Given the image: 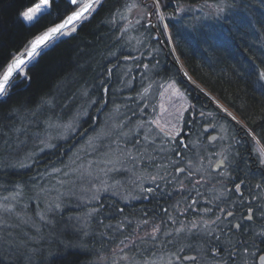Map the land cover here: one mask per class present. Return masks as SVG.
<instances>
[{
	"label": "trees",
	"instance_id": "1",
	"mask_svg": "<svg viewBox=\"0 0 264 264\" xmlns=\"http://www.w3.org/2000/svg\"><path fill=\"white\" fill-rule=\"evenodd\" d=\"M38 1L0 0V75L10 59L20 55L30 41L77 8L69 0H53L50 9L39 15L33 24H26L20 13ZM134 4L140 7H133ZM152 4L154 0H103L96 12L79 22L74 34L51 43L40 52L26 68L28 78L17 76L13 80L8 88V96L0 98V169L6 167V173L0 174V189L8 184V179H19L17 184L27 187L23 197H31L29 195L34 189L32 178L48 177L50 166L62 167L72 160L78 151L75 147L80 142V136L98 133L104 124L108 125L104 119L116 110H124V119L118 122L122 124L126 121L124 130L137 126L141 119L137 99L133 95L139 94L141 87L148 82L173 80L192 98L198 99L195 97V86L189 83L182 68L170 64L169 59H173L175 54L189 75L233 110L264 145V119H261L264 117V81L258 78V70L264 69V0H160L159 6L171 41L159 14L156 28L161 39H156L154 28L147 25L145 6L148 11ZM178 6L183 11H177ZM208 8L211 11L205 12ZM221 8L224 11L217 14ZM207 13L210 15L207 16ZM126 56L134 59H126ZM186 116L190 118L189 113ZM229 122L226 120L231 131L233 127L230 125L234 123ZM191 123L199 128L197 121ZM75 127L79 130L75 139H69L45 157L48 161L49 157L55 155L57 161L22 160L13 154L16 149L26 147L25 139L35 142L33 134H50L57 139L60 133H69ZM109 129L111 131L112 128ZM199 131L190 137L196 136ZM237 132L235 130L233 134L237 135ZM244 139L236 146L238 162H229L228 169H225L229 173L225 180L233 187L235 183L245 181L241 187L242 194L226 193L228 197L224 200V193L216 197L209 192L210 185L205 186L202 181V184H196L199 190L194 194L196 203L188 209L186 218L198 217L207 221L214 215V220L220 215L222 207H243L247 198L260 196L258 190L264 189V177L260 176V170L255 169L257 164H253L248 153L253 142L251 136L246 133ZM100 144H104V141ZM35 145L26 152L34 155L39 149ZM182 145L181 142L176 143L173 151L161 157L183 164L185 160L195 162L205 155V147L189 143L184 148ZM20 164L26 166L20 167ZM175 165H172L170 172L175 171ZM29 182L31 186L26 185ZM257 184L261 187L257 188ZM187 192L180 200L191 203L193 197ZM160 193V189L156 188L151 193L153 200L142 199L129 204L105 195L101 201L108 205L106 212L109 214L104 220L92 216L91 226L78 222V227L73 223L77 219L70 218L71 213L82 215L88 206L76 212L73 209L75 203H65L64 206L74 212L62 213L68 220L59 217L60 213L56 216L59 225L65 224L67 230L61 232V227L55 226L46 231L49 238L57 242L46 244L50 252L47 258L36 255L39 263L90 264L93 257L99 255V250L105 251V245L110 247L112 243L130 237L126 218L132 214L135 222L148 218L163 220L166 224L169 216L175 213L171 207L175 202L168 203L171 197L164 195L166 203H163L159 198L161 195H157ZM192 207H196L197 211L194 212ZM206 208L211 211L205 213L203 210ZM18 211L23 212L21 209ZM121 222L124 228L122 226V231H119L116 225ZM185 235L183 238L189 240L191 234ZM181 245H187V249L195 253L203 251L205 254L208 249L207 236L198 234L193 243ZM0 264L25 262L0 256Z\"/></svg>",
	"mask_w": 264,
	"mask_h": 264
},
{
	"label": "rangeland",
	"instance_id": "2",
	"mask_svg": "<svg viewBox=\"0 0 264 264\" xmlns=\"http://www.w3.org/2000/svg\"><path fill=\"white\" fill-rule=\"evenodd\" d=\"M153 5L154 4H152L148 10L149 12H153V15L147 17V24L150 23L152 25L153 23V26L155 27V25L157 26L158 24L157 15L159 14L160 16L162 12L161 7L154 9ZM39 15L40 14H38V16ZM36 19L32 21L24 20L28 23H33ZM77 24H79V22L73 27L67 29L66 32H73L72 29L76 28ZM50 44H48V46ZM173 53L175 54V51H173ZM175 58L180 60L179 56L176 54ZM182 70L187 72L184 68H182ZM24 71L25 68L22 73H24ZM189 83L196 88L195 97H198L196 100L191 97L189 92L181 89V87L173 80L159 81L147 86L141 93V99L139 100V102L142 101L144 103L143 106L138 105V116L141 121L139 120L137 126L130 130H124V127L122 128V126H124L126 121H123L122 124L118 123L121 119L116 110L115 113L111 114L106 119L108 127L112 128L108 135L103 134V132H101L100 135H97L93 140L94 144L81 149L83 151L79 154L76 153L73 159L69 160V162H71L70 165H62V167H59L58 172L56 171L57 173L54 175L55 177L53 179L43 176L42 179L45 181L42 184L32 185L34 188L33 192H47L50 196L53 195L55 199H59L57 201L70 204L73 201L74 196H72L73 194H69L67 187L71 189V191L74 190V192H79L80 190L87 191L83 190V186H88L87 188L92 190L90 191L92 192V195L96 196L95 193H97L94 201L92 200L88 203L90 205H98L100 201L99 197L102 198L104 195H111L121 198L126 203H131L132 201L134 202L142 199L147 200L146 195L151 192H148L144 186H158L157 182L160 178H162L161 181H159L160 186L167 182L168 184H172L175 181L177 183H187L190 181L191 185L187 187V193L189 196L193 197L191 203H186L184 200H180L184 198L183 193L179 196H175V204L171 206L172 211L175 213H173L172 216H169L168 221H166L167 223L165 224L163 220H149L147 218L145 220H147L148 223L143 224L142 221L144 220H140L137 230H135V233L130 236L129 243L131 244L134 241H142L141 245L138 247L141 248L143 246V248L146 249L147 240L155 241L170 237L172 239L169 241H171L172 244L170 242L169 244L173 245V242L176 241V239L185 236V233L189 234V231H187V224L190 223L189 221H194L198 218L188 219L185 217L189 214L188 209L193 205V201H195L196 195L194 196V194H197L199 191L196 184H202L203 181L205 186L210 185L211 190L209 192L211 194L216 195V197L222 195L224 191L227 190V186L230 185V183L225 180L229 177V173L225 171V169H228L227 164L229 162H238L239 155H235L237 152L236 146L241 139L245 138L244 140H246V132L247 130H250L243 121L236 119V121H239V125L237 123V127L234 125L235 123L230 125L233 129L238 131L235 136L233 134L235 133V130L233 131V129H231L230 131L228 126L225 125L226 123L217 120V117L219 116L223 120L225 119L229 122L230 120H233L232 116L236 115L230 112L231 116H229L220 106V103L222 105L224 104L220 100H218L220 103H218L217 100H214V96L210 93L208 94L206 89L191 76ZM172 85H174L175 89H178L179 93L182 95H178L173 87H171ZM148 102L157 103V106L153 104V106L149 107V112H145L144 109ZM200 104H203V106H207L208 109H210L209 112H205V116L201 115V113H204L203 110H198L201 108ZM188 113L190 114L189 119L186 116ZM142 114H144V117H142ZM216 115L218 116L216 117ZM187 119V122H194L196 120L198 124L206 121V126L214 127L216 132L213 131L211 134H208L205 132V126H199L200 131L199 128L198 131L200 133L195 136L194 142L196 147H205V155L198 157L195 162L185 160L183 164H179L178 160L173 161L172 159L171 161H167L168 157L161 156L173 151L177 142L184 143L183 135L185 133L183 131V125ZM154 121H159L162 126L167 124V130H172L173 126H175L180 132L175 138L177 142H173L171 137L164 135ZM213 134L218 135L214 141L210 140ZM187 135L190 136L189 134ZM98 140H101V142L102 140H105L104 144L99 145L100 142H98ZM252 143H250L251 146L248 151V153H250V159L253 164H257L255 169L262 172L264 170V164L260 163V160L264 159V157H261L258 152V148L261 144L256 140H253ZM97 155L101 156L94 159ZM225 156L228 157L227 160H224ZM233 156H235V158H233ZM87 160L102 163L100 167L96 165L94 167L95 169L89 172L82 168ZM222 160H224L225 167H220L218 170H215L217 163ZM174 164H177L176 167L185 165L192 176H189V173L187 172L180 173L179 170L178 175L172 176L170 171ZM162 175L164 176L162 177ZM118 176H124L125 178ZM201 176L203 179H199ZM116 177L119 182L115 180ZM153 177H155V180H153ZM26 185L31 186V182ZM25 188L26 187L20 185L19 191L22 193ZM164 188L162 192L164 191ZM18 202L22 203V200L19 198ZM203 202H205V200H203ZM0 203L11 205L8 201ZM55 205L56 201L52 202L50 207L44 209L43 216L48 214V210ZM13 206V211L7 212L4 215L3 211L0 210V219L6 221V224H0V230L11 232L15 240L25 241L26 243L23 246H18L17 244H0V256L5 258H16L24 261L25 264H40L38 260L39 257L36 255L47 258L50 255V252L46 248V244L53 245V243L57 242L50 239L46 232L50 231L51 228L56 225L53 224L51 219L45 217L42 220L44 223L42 224L41 222L42 225L39 226V224H35L34 221L28 219L27 216L18 211L22 205L15 204ZM22 208L24 209V207ZM36 208L37 204L26 207L30 212H35ZM175 215H178L179 218ZM202 220L203 219L201 218L196 221L198 222ZM79 222L81 225L85 223L83 219H79ZM154 226H159L160 228V231L156 233L155 236L151 235ZM181 228H184L185 230L177 231ZM119 231H122V226H120ZM30 237L33 239H29ZM129 243L123 241V243L120 242L119 244L110 247L107 251L105 250L102 252L99 250V255L94 256L90 264H169L170 261L171 264H192L185 263L182 258L192 253L181 256L180 253L182 251H180V248L174 251H169V249L167 250L162 246L156 248L157 250L154 249L155 253L151 256L145 257L140 255L141 252H133V249L129 247ZM181 247H183V245H181ZM152 250L153 249H151V251ZM135 252H138V254ZM125 256L128 257L127 260L123 258ZM176 256H180L181 260H175Z\"/></svg>",
	"mask_w": 264,
	"mask_h": 264
},
{
	"label": "bare ground",
	"instance_id": "3",
	"mask_svg": "<svg viewBox=\"0 0 264 264\" xmlns=\"http://www.w3.org/2000/svg\"><path fill=\"white\" fill-rule=\"evenodd\" d=\"M40 2V0L37 2V3H39ZM69 2L71 3V0H69ZM160 7V6H159ZM75 10H78L77 8L75 9ZM74 10V11H75ZM211 11V9H207V10H205V12H210ZM161 12H162V10H161ZM71 14V13H70ZM69 14V15H70ZM41 15V14H40ZM85 15H88L87 13L85 14ZM161 15H163L164 16V14H163V12H162V14ZM210 15V13H207V16H209ZM68 16V15H67ZM66 16V17H67ZM22 17V20L26 23V24H33V23H28V22H26L25 20H24V18H23V16H21ZM66 17L64 18V19H66ZM147 17H150V16H147ZM63 19V20H64ZM63 20L62 21H60L59 23H62L63 22ZM163 22H164V25L166 24V22H165V17H164V20H163ZM76 23H78V21H74V22H72L69 26H68V28L67 29H69V28H71V27H73ZM58 24V23H57ZM147 25H150V26H152L153 28H154V31H155V38L156 39H161V36L159 35V33H158V30H157V28H156V25H155V27L153 26V23H152V25L149 23V24H147ZM167 25V24H166ZM55 26V25H54ZM53 26V27H54ZM77 27H78V24H77V26H76V28L75 29H77ZM67 29H65L64 31H66ZM165 30H166V33H167V37H168V39L171 41V38H170V32H169V29H168V27H165ZM76 31H73V32H71V34L70 35H72V34H74ZM157 33H158V35H157ZM70 35H67V36H61V37H58V38H56V39H54V40H51V41H49L48 42V44H50V43H54V42H57L59 39H61V38H64V37H68V36H70ZM158 36H160V37H158ZM162 41V40H161ZM30 47V44H29V46L20 54V55H22L28 48ZM45 49H47V48H43L42 47V49L40 50V52H42V51H44ZM17 56H19V55H17ZM17 56H14L13 58H11L10 59V61L7 63V65L9 64V63H11L12 62V60L15 58V57H17ZM37 58V57H36ZM35 58V59H36ZM126 59H134L133 57H130V56H126L125 57ZM174 58H175V55H174ZM169 59V62H170V64H172V66H176V67H180V69L181 68H184L185 69V67H184V65H183V63L182 62H180L181 60H178V59ZM34 61V60H33ZM33 61H31L30 63H28L27 64V66L26 67H24L25 68V71H24V73H26V68L33 62ZM6 68H7V66H6ZM6 68L4 69V71L6 70ZM23 68V69H24ZM3 71V72H4ZM24 73H21L19 76H22V77H24ZM3 74V73H2ZM1 74V75H2ZM140 75H142V73H140ZM17 76L14 74V77L11 79V81H10V84L7 86V88H9V86L12 84V82H13V80L16 78ZM162 80V79H161ZM161 80H159V81H161ZM159 81H151V82H148L147 84H145L144 86H142L141 87V89H140V93L139 94H134L133 96H135L136 97V99H137V102H138V105H140V106H143V103L144 102H139V100L141 99V93L143 92V90L147 87V86H149V85H151V84H155L156 82H159ZM143 83V82H142ZM141 83V84H142ZM207 91V93L209 94H211L212 96H214L213 98H214V100H219V99H217V97L215 96V95H213L211 92H209L208 90H206ZM1 98V97H0ZM218 103H220L219 101H218ZM153 104L155 105V106H157V103H154V102H148V104L146 105V108L144 109V111L145 112H149V107L150 106H153ZM225 105V104H224ZM224 105H222L221 103H220V106L222 107V109L225 111V109L227 110V111H225L226 113H234L235 114V112L233 111V110H231L229 107H227L226 105L224 106ZM202 108V109H201ZM201 108H199L198 110L199 111H202L203 110V116H205L206 114H205V112H209L210 111V109H208V107L207 106H203V107H201ZM122 111L124 112V110H122V109H119V110H117L116 112L119 114V117H120V119L121 120H123L124 119V116H123V113H122ZM115 113V112H114ZM210 113H214V112H210ZM146 115V114H145ZM236 115V114H235ZM147 116V115H146ZM218 115H216V117H217ZM142 117H144V114H142ZM236 117V119L237 120H239V121H242L237 115L235 116ZM217 120H219V121H221L222 123H226L225 121V119L223 120L221 117H217ZM104 121L106 122L107 120L106 119H104ZM196 121V120H195ZM231 121H233V123H235V125H236V123H237V121L236 120H231ZM236 121V122H235ZM206 121H203L201 124H199V126L201 125V126H206V124L207 123H205ZM187 123V124H186ZM186 123H184V125H183V131H184V143L182 142V144H187V145H189V143L191 144V145H193V144H195V142H194V138H195V136H192V137H190L191 136V134H194V133H196L197 132V130H198V127H195L196 126V124H194V123H191V122H186ZM238 125H239V123H237ZM195 125V126H194ZM226 126H228V124L226 123L225 124ZM190 126V127H189ZM124 126H122V128H123ZM236 127H237V125H236ZM60 128H62V125L61 126H59V129ZM108 125L107 124H104V126L103 127H101V130L98 132V133H96V134H93V135H90V133L89 134H86V135H81L80 136V142H79V144H77V146L75 147V148H78V151H77V154H79L81 151H83V150H81V149H83V148H85L86 146H89V145H93L94 144V139H95V137H97V135H100V133L101 132H103V134H105V135H108L111 131H110V129L108 130ZM241 128V127H240ZM194 129V130H193ZM200 129V128H199ZM241 129H243V128H241ZM128 130H130V129H128ZM78 131L79 130H77V128L75 127V129H73V131H71V132H69V133H65V132H63V133H60V135H58L56 138L57 139H55L54 138V136L53 135H50V134H44V135H41V136H38V135H35V134H33L34 136V138H35V142H33L32 140H29V139H25L23 142L26 144V147H20V148H18V149H16L14 152H13V154H14V156H19L20 157V159H22V160H25V159H30V161H35V160H42V161H45V162H47V163H49L50 161H52V160H56L57 161V159L55 158L56 156L54 155V156H51V157H49V159H48V161H46V159H45V157H46V155H48V154H50L53 150H55V149H57V148H59V147H61L62 146V144L63 143H67V141H69V139L72 141L73 139H75L74 137H75V135H76V133H78ZM216 132L215 131V128L214 127H212L209 131H207V130H205V132L206 133H208V134H211L212 132ZM105 132V133H104ZM247 133V132H246ZM253 133V132H252ZM187 134H189L190 136H188ZM255 135V134H254ZM63 136V137H62ZM62 138V139H61ZM64 138H66V139H64ZM187 138H188V140H187ZM251 138H253V136H251ZM253 140H256V141H258L259 143L261 142L260 140H259V138L255 135V139L253 138ZM55 141V142H54ZM103 141H105V140H103ZM98 142H101V140L99 141L98 140ZM34 143H36V145H35V147L37 146L39 149H38V151L34 154V155H32V154H30V153H28V152H26V151H28L30 148H32L33 147V144ZM261 144V143H260ZM99 145H100V143H99ZM262 145V144H261ZM60 155V154H59ZM85 155V154H84ZM99 156H101V155H97V156H95V158L94 159H96V158H98ZM55 161V162H56ZM93 161V160H92ZM92 161H89V160H87L85 163H84V165L82 166V168L84 169V170H88L89 172L91 171V170H94L95 168V166L96 165H98L99 167H100V165H101V163L102 162H92ZM70 163L71 162H66L65 164H66V166L67 165H70ZM64 164V165H65ZM72 165H74V164H72ZM217 167H218V165H217ZM4 168H6V167H4ZM4 168L2 167L1 169H0V174H5L6 172L4 171ZM175 171L174 172H171L172 174V176H176V175H178V169H180V168H184L185 169V171H183V172H187V173H189L188 172V169L186 168V166L185 165H181V166H179V167H176V165H175ZM58 169H59V167H55V168H51V166L49 167V174L50 175H48V177H50V179H53L55 176V174L58 172ZM47 170V171H48ZM57 171V172H56ZM86 172V171H85ZM183 172H180V173H183ZM195 175V174H194ZM38 176V175H37ZM164 175H162V177H163ZM189 176H192V174L191 175H189ZM260 176H263L264 177V170L261 172V174H260ZM6 178H7V175L5 176ZM45 177V176H44ZM118 177H123V178H125L124 176H118ZM126 178H127V175H126ZM192 178V177H191ZM161 179L162 178H160L159 179V181H161ZM190 179V178H189ZM199 179H203V177L201 176ZM116 181L118 180V178L116 177V179H115ZM45 180H43L42 178H38V177H33L32 178V182L34 183V184H42L43 182H44ZM159 181L157 182L158 183V186L157 185H155V186H148V185H145L144 187H146L145 189L147 190V189H149V188H152L153 190H155L156 188H159L160 189V191L162 192V190H163V188H164V191L162 192V193H160V194H157V195H161V197L159 196V198H161V201H163V203H164V195H166V196H169V198L171 197V199H170V202L168 201V203H171V202H174V198H175V196H179V195H181V193H184V192H186L187 190H188V188L187 187H189L190 185H191V183H190V181H188L187 183H177L176 181L175 182H173L172 184H168V182L165 184V183H163V185H161L160 186V184H159ZM187 181V180H186ZM263 181H264V179H263ZM17 182H19V179H15V180H13V179H8L7 180V183L8 184H6V186L5 187H3L2 189H0V202H6V201H8V203H10L11 205H15V204H19L20 206L22 205V207H24V209L22 208V207H20V209L24 212V210H25V212L23 213V212H20V213H23V215H25V216H27V218L28 219H30V220H32V221H34V223L35 224H39V226H41L44 222H42V220L43 219H41V215L43 214V210L44 209H46L47 207H50L51 206V203L52 202H55L56 201V204H59L60 205V207L59 208H56L55 206L53 207V208H50V210H48V214H46V215H44V217H46V218H48V219H51L52 221H53V224L54 225H56V227H58V226H60L61 228H60V230L59 231H61V232H63V231H66L67 230V228H66V226H64V225H59V223H58V219H57V216H56V214H58V213H60L61 215H59V217H64V218H66V216L64 215V214H67V213H69V212H74V211H72V210H70V209H68V208H66L65 206H64V202H59V201H57V200H59V199H55L54 198V196L53 195H49V193H47V192H42V193H36L35 191L33 192V190H32V192H31V194L29 195V196H31V197H28V199H27V197H23V192L21 193L20 191H19V187L18 186H20V184H17ZM117 182H119V181H117ZM184 182V181H183ZM10 183H13V185L12 184H10ZM84 188H83V190H87V191H79V192H74V190H72L71 191V189H69L68 187H67V190L69 191V194L71 195V194H73L72 196H74V199H73V203H75V207L73 208V209H75V211L76 212H78L80 209H82L84 206H88V210L86 211V212H84L82 215H79V214H76V213H71L70 214V218L71 219H77L75 222H73V223H75V224H77V226L79 227V219H83L84 220V222L85 223H83V225L85 224V226H91L92 225V219H91V217L92 216H94V217H96V216H99V219H102V220H104L105 219V216L107 215V214H109L108 212H106L107 211V208H108V205H106V204H104L101 200H102V198H100L99 197V199H100V201H99V203H101L102 205H97V204H88L89 202H91L92 200L94 201V198L97 196V193H95V195L96 196H94V195H92V192H90V191H92L91 189L89 190V188H87V187H85V186H83ZM187 188V189H186ZM27 189V187L25 188V190ZM73 192V193H72ZM152 193V192H151ZM151 193H148L146 196H147V201H149V200H153V196H152V194ZM156 194V193H155ZM94 196V197H93ZM105 196V195H104ZM163 197V198H162ZM5 198H7V199H5ZM19 198L22 200V203H20V202H18V200H19ZM119 200H120V202L121 203H126V202H124L121 198H118ZM12 200V201H11ZM31 201V202H30ZM138 201H141V200H138ZM28 202H30L29 204H28ZM133 202V201H132ZM137 202V201H136ZM165 203H166V201H165ZM34 204H37V208H36V211L35 212H29V210L28 209H26V207L27 206H29V205H34ZM126 204H129V203H126ZM94 210H96V211H94ZM62 213H64V214H62ZM4 214H6V212H3V215ZM24 216V217H25ZM67 219V218H66ZM127 224H126V228H127V230H128V232H129V236H131V234L133 235V233H135V230H137V226H138V221H134L133 219H134V215L132 214V215H129L127 218ZM68 220V219H67ZM41 222H42V224H41ZM79 222V223H78ZM105 222H107L106 220H105ZM81 224V223H80ZM120 226H123V222H121L120 224H118V225H116V227H119L120 228ZM123 228H124V226H123ZM41 230H42V227H41ZM172 238H170V237H166V238H163V239H160V240H155V241H150V244H149V246L147 245V248L145 249V248H143V247H141V248H139L138 246H140L141 245V242L142 241H134V242H132L131 244L129 243V241H130V237H126V238H124L123 240H120L118 243H112V246H110V247H113V246H115V245H117V244H119L121 241H125V243L126 242H128L130 245H129V247L130 248H132L133 249V252L134 251H138V252H141L140 253V255L141 256H145V257H148V256H151L153 253H155V250L154 249H156V248H160V247H165V249H169V251H174V250H177V249H179L180 248V251H181V249H183V250H185L186 248H187V245H185V246H183V247H181V244H183V243H185V242H190L188 239H186V238H179V239H176V241H174L173 243V245H170L169 244V242L172 244V242L171 241H169V240H171ZM168 241V242H167ZM191 243H193V242H191ZM109 244V243H108ZM105 248H104V250H109L110 249V247L108 246H104ZM177 247V248H176ZM0 248H1V245H0ZM132 249H131V251H132ZM151 249H153L152 251H151ZM157 250V249H156ZM138 252H135L136 254H138ZM192 254H194V253H192ZM189 255H191V254H189ZM194 255H196V254H194ZM197 256V255H196ZM183 258V257H182ZM195 261H197V259L195 260ZM185 262V261H184ZM192 262H194V261H191V262H185V263H192ZM207 264V263H206Z\"/></svg>",
	"mask_w": 264,
	"mask_h": 264
},
{
	"label": "snow or ice",
	"instance_id": "4",
	"mask_svg": "<svg viewBox=\"0 0 264 264\" xmlns=\"http://www.w3.org/2000/svg\"><path fill=\"white\" fill-rule=\"evenodd\" d=\"M34 2V0H33ZM71 4L77 6L78 10L72 11L70 15L66 17V19L63 20L62 23L56 24L54 27H49L47 31H45L42 35L37 36L34 40L30 41V47L22 54L17 57H15L11 63L7 65L6 70L3 72L2 75H0V97H7L8 96V88L7 86L10 84L11 79L14 77V74L16 76H19L23 72V68L27 66L28 63L35 60L37 56L40 55V50L43 48H47L48 42L51 40H54L58 38L59 36L64 35H70L71 33L64 31L68 28V26L74 22H83L84 20H87L89 16L92 15V13L96 12L99 7L102 6L103 0H71ZM160 5V0H154V9H158ZM53 6V0H40L39 3H34V6H29L26 8L25 11L21 12L20 14L23 16V18L27 21H32L37 18L38 14L45 13L48 9H50ZM133 7H140L139 4H134ZM177 11H183V9L177 7ZM224 9H219L217 14L220 12H223ZM88 15H85V14ZM153 12L147 11V6H145V16H152ZM159 19L161 21L164 20V16L160 15ZM165 27L167 25L165 24ZM72 31H76L75 28L72 29ZM147 67V65H145ZM24 78H28L27 74L24 73ZM258 78L260 81H264V69L258 70ZM174 91L178 95H182L179 93L178 89H175V86L172 85ZM107 91V89H105ZM225 111H227L225 109ZM203 115V113H201ZM229 116H231V113H228ZM233 120H236L235 116H232ZM261 119H264V117H261ZM157 127L160 128L161 132L164 133V135L169 136L172 138L173 142H177L175 140L176 136L180 134L179 130L173 126L172 130H167V124L160 125L159 121H154ZM239 123V121H237ZM247 134L250 136H253L255 139L254 133L251 132V130H247ZM179 143V142H177ZM182 147L187 148V144H183ZM258 152L261 157H264V145H261L258 148ZM235 155H238L235 154ZM228 157L225 156L224 160H227ZM224 160L220 161L221 164L224 163ZM260 163L264 164V159L260 160ZM20 167H25V164H20ZM179 171L183 172L184 169H178ZM191 175V173H189ZM153 180H155V177H153ZM245 184L244 180H241L239 183H235L234 187L237 192L241 191L242 185ZM257 188H260L261 185L257 184ZM148 192H152L153 189L149 188L147 189ZM7 199V198H5ZM253 199H264V197H254ZM243 203V201H240ZM196 201H193V204H195ZM56 208H59L60 205L56 204ZM14 206L0 203V210L3 212H12ZM96 211V210H94ZM123 211L122 209L120 210ZM165 211H167L165 209ZM205 213H208L211 211V209H204ZM224 210L221 209V212ZM247 215L241 216L240 221L232 223L231 220H228V224H231V228H228V224L224 225V228L220 227V224H223L224 221L221 219L220 216H216L214 220H202L200 223L203 225V228H200V224L193 222L190 226V228L187 229V231L191 232L192 229H199L201 231H204L208 236L212 237L216 242V247H212L210 249L211 252L215 253L216 256L220 257L222 252H227L230 259L234 258L235 256L240 254V248L243 249V253L245 254V258L243 261V264H249V261H251V264H255V261L258 259L260 264H264V247H261L260 245H264V203H258L255 206L249 205L246 209ZM234 213L231 211L226 212L225 219L228 217H233ZM45 217L43 214L41 215V219H44ZM257 218L260 221L259 224V230H257L255 227H252L253 224H255ZM220 222L218 224L217 222ZM26 222V221H25ZM143 224H147L148 221L144 220L142 221ZM0 224H6V221L0 219ZM215 226V227H213ZM227 228L228 232L231 233L233 229L238 230L241 232V237H243L244 233H247V239L238 238L235 240V242L231 238H226L224 240L221 239V234L224 233V229ZM184 228L178 229L177 231H183ZM160 231L159 226H154L152 229L151 235L155 236L156 233ZM213 233H216V235L213 236ZM167 234V233H165ZM29 239H33L30 237ZM257 241H259V245L257 244ZM212 241L209 240V243ZM26 242L25 241H17L13 238V235L11 232H5L3 230H0V244H17L18 246H23ZM123 243V241H121ZM239 245L240 247H237ZM231 249V251H229ZM183 251V249H181ZM124 259H128L127 256L123 257ZM185 260L195 261L197 257L195 256H186L183 257ZM175 260L179 261L181 260L180 256H176ZM171 264V261L169 262ZM224 264H228L227 261H224Z\"/></svg>",
	"mask_w": 264,
	"mask_h": 264
},
{
	"label": "flooded vegetation",
	"instance_id": "5",
	"mask_svg": "<svg viewBox=\"0 0 264 264\" xmlns=\"http://www.w3.org/2000/svg\"><path fill=\"white\" fill-rule=\"evenodd\" d=\"M226 193H234V194L241 195L242 194V189H241L240 192H237L235 190V187H233L231 185V183H230V185L228 186L227 190L224 191V194H223V196L225 197L224 200H226L227 197H228V196H226ZM258 193L260 194L259 197H264V189L258 190ZM258 203H264V199L257 200V199H253V198L249 197V198L246 199V205H243V207L236 206V205L230 206L228 208L222 207L221 209H223L224 211L221 212V210H220V212H219L220 215L219 216L224 221V223L223 224H220L219 221L217 223L220 224V227L221 228H224V225L225 224H228V220H231L233 224L236 223V222H241L240 221V217L241 216H244V215H247V211H246L247 207L249 205L255 206ZM193 210H194V212H196L197 211L196 207H194ZM228 211L233 212L234 213V216L233 217H228L227 219H225V214ZM213 217H214V215H212V218ZM204 221H206V220H204ZM189 222L190 223L187 224V227L188 228H190V226H191V224L193 222H196V223L200 224V228L201 229L203 228V225L200 223L201 221H198L197 222L196 220H194V221H189ZM259 224H260V221L257 218L255 224H253L252 227H255L257 230H259ZM213 227H215V226H213ZM228 228H231V224H228ZM189 234H191V236L189 238V241L190 242H193L194 240H197L198 234H206V233L204 231L199 230V229H192L191 232H189ZM214 235H216V233H213V236ZM180 236H182V235H180ZM206 236H207L208 249H206L207 252H205V254L202 253L203 251H201V252L200 251H197L195 253V251H190V249H187L186 248L185 250H183L180 253V255L183 256V255L188 254V253H194V254H196L197 255V261L192 262V264H200V263L203 264V261H206L207 264H224V261H227L228 264H243V261H244V258H245V254L243 253V249L242 248H240V254L237 255V256H235L232 259L229 258L227 252H222L221 253V256L218 257V256H216L215 253H213V252L210 251V249L212 247L218 246L217 245V242L212 237L208 236L207 234H206ZM182 237H180V238H182ZM226 238H231L235 242V240L238 239V238L247 239V233H244L243 234V237H241V232L240 231L233 229V231L231 233H229L228 230H227V228H225L224 229V233L221 234V239L224 240ZM209 240H211L212 242L209 243ZM257 244L259 245V241H257ZM260 246L261 247H264V245H260ZM237 247H240V246L237 245ZM229 251H231V249H229ZM249 264H251V261H249ZM255 264H260V262H259L258 259L255 261Z\"/></svg>",
	"mask_w": 264,
	"mask_h": 264
},
{
	"label": "water",
	"instance_id": "6",
	"mask_svg": "<svg viewBox=\"0 0 264 264\" xmlns=\"http://www.w3.org/2000/svg\"><path fill=\"white\" fill-rule=\"evenodd\" d=\"M183 72H184V74L187 76V78H189L188 80H190V76H189V74H188L186 71H183ZM191 80H192V79H191ZM211 128H212V127H210V126H205L204 129L207 130V131H209ZM217 137H218L217 134H213V136L210 138V140L214 141ZM217 165H218V167H217ZM217 165H216V167H215V170H218V168H220V167H225V163L221 164L220 161L217 163ZM180 169H184V168H180ZM184 171H185V169H184ZM179 172H181V171H179ZM187 256H195V257H197V256L194 255V254L187 255ZM185 257H186V256H185ZM183 261H185V262H191L190 260H185V259H183Z\"/></svg>",
	"mask_w": 264,
	"mask_h": 264
}]
</instances>
